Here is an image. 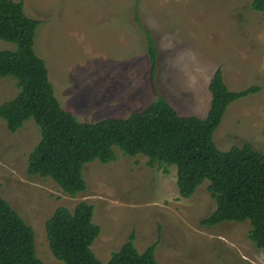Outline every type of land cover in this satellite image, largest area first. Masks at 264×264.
<instances>
[{
    "label": "rangeland",
    "instance_id": "rangeland-1",
    "mask_svg": "<svg viewBox=\"0 0 264 264\" xmlns=\"http://www.w3.org/2000/svg\"><path fill=\"white\" fill-rule=\"evenodd\" d=\"M22 1L25 13L41 20L34 50L54 94L78 120L126 117L159 96L180 115L204 117L219 67L229 90H260L228 104L213 134L217 149L247 142L264 153V16L251 0ZM141 27L154 41L155 70ZM6 48L15 44L0 39ZM16 92L13 79L0 78V104ZM39 138L32 118L15 132L0 119V194L32 227L45 264H65L48 246L46 219L58 206L72 210L80 201L93 206L100 233L91 248L104 263L133 231L139 252L154 244L158 264H264V248L249 239V221L200 223L215 207L208 180L181 197L174 165L164 173L148 167L145 156L116 149L115 161L83 166L86 189L70 196L51 178L27 173V153Z\"/></svg>",
    "mask_w": 264,
    "mask_h": 264
},
{
    "label": "trees",
    "instance_id": "trees-1",
    "mask_svg": "<svg viewBox=\"0 0 264 264\" xmlns=\"http://www.w3.org/2000/svg\"><path fill=\"white\" fill-rule=\"evenodd\" d=\"M251 7L264 16V0H251ZM134 19L139 21L136 15ZM40 24L41 20L25 13L22 0H0V39L15 44L14 49H0V78L10 77L17 88L12 98L0 104V119L10 132L28 118L40 130L38 142L27 153V173L49 177L74 196L87 186L83 166L94 160L115 161L116 149L123 155L145 156L148 167L162 168L164 173L174 165L181 197H190L208 180L207 191L215 207L200 220L202 225L247 220L249 239L264 248V153L247 142L222 151L213 140L228 104L259 91L260 86L231 91L218 67L209 80L211 97L204 117L180 115L159 96L126 117L80 121L56 98L46 63L35 53L34 37ZM143 31L155 70L154 41ZM92 215L93 206L80 201L72 210L58 206L46 219V238L56 259L65 264H158L154 244L139 252L133 231L108 262H102L91 248L100 233ZM0 264H45L37 257L32 227L1 194Z\"/></svg>",
    "mask_w": 264,
    "mask_h": 264
},
{
    "label": "crops",
    "instance_id": "crops-1",
    "mask_svg": "<svg viewBox=\"0 0 264 264\" xmlns=\"http://www.w3.org/2000/svg\"><path fill=\"white\" fill-rule=\"evenodd\" d=\"M169 102V101H168ZM170 103V102H169ZM171 104V103H170ZM175 109V108H174ZM198 117V116H197Z\"/></svg>",
    "mask_w": 264,
    "mask_h": 264
},
{
    "label": "clouds",
    "instance_id": "clouds-1",
    "mask_svg": "<svg viewBox=\"0 0 264 264\" xmlns=\"http://www.w3.org/2000/svg\"><path fill=\"white\" fill-rule=\"evenodd\" d=\"M165 98V97H164ZM168 101V100H167ZM172 106V105H171Z\"/></svg>",
    "mask_w": 264,
    "mask_h": 264
}]
</instances>
